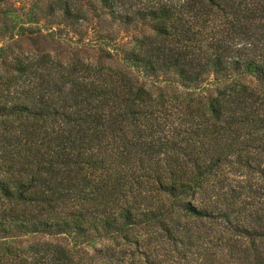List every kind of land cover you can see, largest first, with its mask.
Wrapping results in <instances>:
<instances>
[{
	"label": "trees",
	"instance_id": "obj_1",
	"mask_svg": "<svg viewBox=\"0 0 264 264\" xmlns=\"http://www.w3.org/2000/svg\"><path fill=\"white\" fill-rule=\"evenodd\" d=\"M85 9L149 28L121 51L129 69L183 87L207 75L264 83V0H47L40 12L72 25ZM126 67L1 58L0 264H121L108 246L84 255L58 239L138 225L171 244L205 233L232 264H264V89L154 91ZM195 220L209 232H191ZM23 236L36 239L5 243Z\"/></svg>",
	"mask_w": 264,
	"mask_h": 264
},
{
	"label": "rangeland",
	"instance_id": "obj_2",
	"mask_svg": "<svg viewBox=\"0 0 264 264\" xmlns=\"http://www.w3.org/2000/svg\"><path fill=\"white\" fill-rule=\"evenodd\" d=\"M46 1L0 0V21L5 19L6 26L5 31L0 33V60L17 53H47L61 61L80 59L86 62L99 61L114 67H126L121 58V51L131 46L134 37L150 32L146 25H121L111 20L102 10L92 9H85L83 17L72 25L64 22L55 25L51 22L49 14L43 16L40 12ZM127 69L136 77L138 83L154 91L175 90L205 96L213 93L215 88L233 82L264 89V83L250 76L232 74L228 78L217 79L213 75H207L200 84L183 87L174 81H164L161 76H148ZM151 227L153 226L138 225L130 229L126 237L121 233L102 234L79 245H75L68 236L59 238L58 241L84 255H91L94 250L108 246L113 258L121 261V264H146L143 261V254L147 251L160 258L159 264H232L231 259L225 256L224 250L215 246L214 240H210L211 235L202 233L194 237L190 243L171 244L164 237L148 239L149 233L152 232ZM208 227L209 222L195 220L189 228L191 232L196 230L209 232ZM188 233L186 232L182 239L187 240ZM133 237L138 238L139 246L131 242ZM34 239L36 237L32 236L8 238L5 243L23 246ZM104 262L105 259L100 258L96 264Z\"/></svg>",
	"mask_w": 264,
	"mask_h": 264
}]
</instances>
